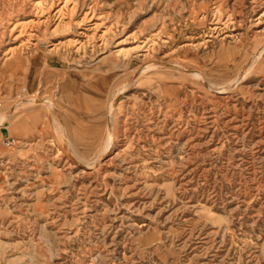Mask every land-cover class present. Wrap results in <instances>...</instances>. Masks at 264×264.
I'll use <instances>...</instances> for the list:
<instances>
[{"label":"rangeland","instance_id":"obj_1","mask_svg":"<svg viewBox=\"0 0 264 264\" xmlns=\"http://www.w3.org/2000/svg\"><path fill=\"white\" fill-rule=\"evenodd\" d=\"M0 264H264V0H0Z\"/></svg>","mask_w":264,"mask_h":264},{"label":"bare ground","instance_id":"obj_2","mask_svg":"<svg viewBox=\"0 0 264 264\" xmlns=\"http://www.w3.org/2000/svg\"><path fill=\"white\" fill-rule=\"evenodd\" d=\"M44 102V101H43ZM24 125H26V124H24ZM24 127V126H23ZM25 129V128H24ZM111 134H109V136H108V139H107V145H109V143H110V141H111ZM67 152V151H66ZM69 155V154H68ZM85 165H86V163H85ZM84 165V166H85ZM87 166V165H86Z\"/></svg>","mask_w":264,"mask_h":264},{"label":"crops","instance_id":"obj_3","mask_svg":"<svg viewBox=\"0 0 264 264\" xmlns=\"http://www.w3.org/2000/svg\"><path fill=\"white\" fill-rule=\"evenodd\" d=\"M23 126H24V128H26V127H27V125H24V124H23Z\"/></svg>","mask_w":264,"mask_h":264},{"label":"built area","instance_id":"obj_4","mask_svg":"<svg viewBox=\"0 0 264 264\" xmlns=\"http://www.w3.org/2000/svg\"><path fill=\"white\" fill-rule=\"evenodd\" d=\"M10 142L8 141V144H9Z\"/></svg>","mask_w":264,"mask_h":264}]
</instances>
